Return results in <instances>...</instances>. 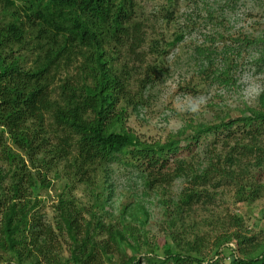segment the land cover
<instances>
[{"label":"rangeland","instance_id":"1","mask_svg":"<svg viewBox=\"0 0 264 264\" xmlns=\"http://www.w3.org/2000/svg\"><path fill=\"white\" fill-rule=\"evenodd\" d=\"M132 2L131 23L141 24V44L136 46L129 37L103 47L107 68L125 83L131 98L132 104L122 100L117 106V111H125L122 127L128 133L147 145L162 144L191 135L192 128L216 125L238 118L246 109L259 108L264 93V0ZM14 51L23 57L25 67L32 66L38 55L44 57L35 41ZM226 62L231 63L230 69ZM81 65L77 55L59 56L48 80L52 98L59 96L64 81L75 87L83 80ZM224 71L226 77L221 76ZM30 129H35L33 124ZM239 133L238 140L228 145L202 136L191 152L179 155L191 172L189 178L148 189L136 169L128 166V157L92 169L79 167L74 149L65 145H71L73 138L61 134L51 116L45 115L42 132L30 136L34 152L28 154L9 141L17 158L11 164L0 161L5 200L11 195V182L21 176L16 209L36 219L41 233L51 231L43 246L49 249L48 261L39 255L37 262L24 259L21 264H65L69 259L71 242L59 218L60 200L77 214L83 229L90 224L98 248L109 241L110 230L123 236L126 243L119 235L116 243H110L105 264H124L132 249L141 264H147L143 257L153 253L162 257L165 243L174 249L197 240L202 251H211L216 242L234 233L263 245L264 169L254 166L256 154L244 155L239 145L233 153L237 144H248L239 141ZM206 169H213L211 180L194 185L192 174ZM193 188L200 193L199 202L183 205V193ZM253 190L259 196L242 201ZM235 250L230 241L221 245V260L227 263ZM0 264L19 263L13 254L0 250Z\"/></svg>","mask_w":264,"mask_h":264},{"label":"trees","instance_id":"2","mask_svg":"<svg viewBox=\"0 0 264 264\" xmlns=\"http://www.w3.org/2000/svg\"><path fill=\"white\" fill-rule=\"evenodd\" d=\"M133 8L132 0H0V161L11 164L17 158L8 146L9 141L28 154L34 152L33 139L43 130L44 116L50 115L53 127L73 138L71 145L66 142L65 145L74 149L75 163H79V167L92 169L128 157V166L136 169L148 189L169 186L185 176L189 178L187 172H191L179 155L191 152L202 136L210 135L220 144L228 145L238 140V130H241L237 136L239 141L248 144H237L233 153H237L239 145L244 155L256 154L254 166L263 170L264 93L259 98V108L246 109L238 118L222 120L216 125L192 128L191 135L182 139L172 137L162 144L141 143L122 127L125 111H117V106L122 100L132 104L131 98L125 83L107 68L103 47L108 42L118 43L129 37L136 46L141 44V24L131 23ZM180 40L181 37L177 38L175 43ZM32 41L37 43L44 57L38 55L32 66L25 67V60L15 55L14 48ZM64 52L80 57L84 78L75 87L64 81L59 96L54 99L49 91L50 69ZM225 66L230 69L231 63L226 62ZM227 75V71L221 74L222 77ZM133 105L135 110L136 103ZM32 124L36 130L31 131ZM30 136L34 137L30 139ZM59 138L64 141L63 137ZM226 162L232 165L231 156H227ZM211 170L192 174L191 181L198 186L207 184ZM20 177L11 182V195L7 200L0 186V250L13 254L19 264L24 259L37 262L39 255L47 262L49 249L44 250L43 246L44 240L50 239L51 231L44 229L41 233L36 219L16 209L14 201L22 190ZM257 193L248 192L242 201H253L259 196ZM199 197L195 188L187 189L181 203L192 205L199 202ZM58 207L59 218L71 242L65 264H105L104 256L111 248L110 243H116L118 235L117 238L126 243L121 234L110 230L109 241L98 248L90 235V224L83 229L77 214L69 210L65 200H60ZM229 241L236 250L225 263L219 249ZM257 246L254 238L234 233L216 242L211 251H202V244L197 240L181 247L177 244L174 249L165 243L162 257L153 253L143 259L147 264H264V244L255 254ZM132 251L131 258L124 264H141L135 250Z\"/></svg>","mask_w":264,"mask_h":264}]
</instances>
